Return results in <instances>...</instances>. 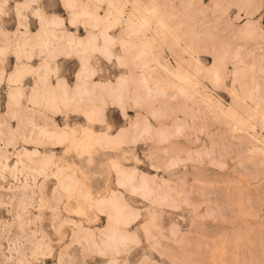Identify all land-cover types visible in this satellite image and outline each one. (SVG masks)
Masks as SVG:
<instances>
[{"label": "rangeland", "instance_id": "obj_1", "mask_svg": "<svg viewBox=\"0 0 264 264\" xmlns=\"http://www.w3.org/2000/svg\"><path fill=\"white\" fill-rule=\"evenodd\" d=\"M0 264H264V0H0Z\"/></svg>", "mask_w": 264, "mask_h": 264}, {"label": "bare ground", "instance_id": "obj_2", "mask_svg": "<svg viewBox=\"0 0 264 264\" xmlns=\"http://www.w3.org/2000/svg\"><path fill=\"white\" fill-rule=\"evenodd\" d=\"M108 1V0H107ZM110 2V1H109ZM114 6H116V4L114 5ZM128 23H131V22H128ZM132 27V26H131ZM140 29V28H139ZM137 30V29H136ZM169 73H171L172 74V72H169ZM173 75V74H172ZM75 141V140H74ZM81 144V143H80ZM79 145V144H78ZM85 146V145H84ZM84 146H82V148L84 147ZM81 148V149H82ZM87 149V148H86ZM84 152V151H83Z\"/></svg>", "mask_w": 264, "mask_h": 264}]
</instances>
